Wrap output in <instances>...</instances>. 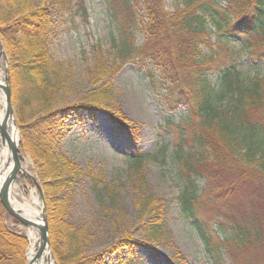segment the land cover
<instances>
[{
  "label": "trees",
  "instance_id": "obj_1",
  "mask_svg": "<svg viewBox=\"0 0 264 264\" xmlns=\"http://www.w3.org/2000/svg\"><path fill=\"white\" fill-rule=\"evenodd\" d=\"M105 1L116 26L112 46L122 63L148 60L160 73L167 109H185L181 124L191 133L180 138L174 152L185 180L178 200L183 217L202 239L206 256L212 264H227L224 254L232 264H264V253L256 250L264 251V0H181L172 12L166 9L165 0H143L145 15L140 18L138 0ZM21 15L1 29L11 57L8 84L20 117L21 148L41 161L48 176L55 174L57 182L46 185L49 192L65 189L76 174L98 181L100 192L116 207L117 195L109 184L73 167L55 150L68 121L83 123L88 117L93 122L100 105L111 99L106 66H97L87 104L59 106L63 65L53 60L49 49L58 31L54 16L45 8L24 10ZM139 25L147 37L137 48ZM213 34L220 41L213 43ZM236 40L238 50L230 48ZM243 58L253 67L252 77L239 69ZM214 72L219 74L216 83L209 77ZM33 108L35 115L30 113ZM111 121L117 133L136 138L132 125ZM136 151L135 172L145 191L138 200V212L145 237L158 245L167 237L165 201L149 192L142 171L145 157ZM198 179L205 183L202 190L196 185ZM57 200L49 196L46 211L58 264H106L112 257L120 264H140L134 256L138 245L130 235L84 256V230L66 225V205ZM9 220L19 223L8 215L0 199V264H26L28 240L7 225ZM173 261L186 264L181 255Z\"/></svg>",
  "mask_w": 264,
  "mask_h": 264
},
{
  "label": "rangeland",
  "instance_id": "obj_2",
  "mask_svg": "<svg viewBox=\"0 0 264 264\" xmlns=\"http://www.w3.org/2000/svg\"><path fill=\"white\" fill-rule=\"evenodd\" d=\"M138 1L137 12L140 18L145 13L143 0ZM179 3L181 0H165L169 12L174 11ZM43 8L52 13L58 30L49 45L53 60L63 65L61 79L64 83L61 92L59 90L57 104H87L89 100L86 95L94 89L92 84L98 65L106 66V76L111 78L109 81L113 92L111 99L100 105V112L93 122L88 117L84 118L83 123L74 119L68 121L57 138L55 150L73 167L89 171L95 179L109 184L117 195V202L116 207H113L107 195L100 192L101 185L98 181L76 174L65 189L60 192L53 189L54 192H49L46 185L57 182L55 174L53 177L48 176L41 161L21 148L20 136L23 171L30 177L21 173L18 175L12 193L15 205H30L43 218L45 214L47 216L46 202L49 196L51 200L58 199L65 203L63 219L66 225L84 230V242L81 243L84 256L99 253L118 239L130 235L138 245L139 250L134 256L141 260L140 264H177L173 261L175 255H181L186 264H212L205 254L202 239L191 222L183 217L178 200L185 187V180L181 167L174 158V152L180 138H188L191 133L181 124L186 118L185 109L172 112L167 109L164 101L166 90L160 73L156 72L148 60L137 59L122 63L112 46V41L116 38V26L105 0H25L21 3L0 0V43L4 51L0 61L1 80L4 82L6 69L9 79L11 64V57L3 44L1 29L19 20L24 10ZM135 35V45L137 48L141 47L147 37L145 28L139 25ZM212 41L216 43L220 41V37L213 34ZM237 41H232L230 48L238 50ZM109 67L116 69V73L109 71ZM239 69L252 77L253 67L246 58L240 59ZM151 72L154 73L153 76ZM209 77L214 83L219 80L217 72L210 73ZM3 101L5 105V95L0 90V111ZM128 102L131 106L127 109ZM12 105L20 133V117L13 101ZM31 112L35 115L34 108ZM111 118L124 121L127 126L132 125L137 131L136 138L133 136L136 141H133L132 136L117 133ZM135 150L145 157L142 171L146 176L149 192L156 199L165 201L167 237L158 245H152L145 237L138 212V200L145 191L135 172ZM196 185L202 190L205 183L198 179ZM7 225L25 235L29 249L28 230L31 228L21 223L15 224L11 220L7 221ZM256 250L264 253L260 248ZM224 259L227 264H232L228 255L224 254ZM55 262L57 263L56 259ZM106 264L120 263L117 257H112Z\"/></svg>",
  "mask_w": 264,
  "mask_h": 264
},
{
  "label": "water",
  "instance_id": "obj_3",
  "mask_svg": "<svg viewBox=\"0 0 264 264\" xmlns=\"http://www.w3.org/2000/svg\"><path fill=\"white\" fill-rule=\"evenodd\" d=\"M7 80H8V71L6 69L4 75V82L0 83V90L3 91L5 95V113H6L5 123L2 125L0 129V134L2 140L7 141L8 143L11 165L8 175L6 176V179L4 180L3 184L0 187V199L8 215L16 219L22 225L37 231V233L39 234L40 247L38 249V253L35 260L36 261L40 260L43 254L46 252L47 258L53 259L55 261V257L50 244L49 224L46 214L43 216L42 222L39 223L33 220L32 218H29L28 216L22 214L21 211L16 210L11 204L10 193L12 192V189L15 186L18 175L20 173L25 174L27 177H30V175H28L27 172L23 171L21 154L19 149L20 133L18 131V127L16 126V123H15V127L17 128L18 136H19L18 143H15L11 140L8 132L7 122L10 119H15V111L12 105L11 91ZM27 264H31V263L27 261Z\"/></svg>",
  "mask_w": 264,
  "mask_h": 264
},
{
  "label": "bare ground",
  "instance_id": "obj_4",
  "mask_svg": "<svg viewBox=\"0 0 264 264\" xmlns=\"http://www.w3.org/2000/svg\"><path fill=\"white\" fill-rule=\"evenodd\" d=\"M2 53H3V48L0 43V61H1V58L3 57ZM1 79H2V72L0 70V83H3V80ZM129 103L130 102H128L126 105L127 109L129 106H131V104L129 105ZM2 105H3V108L0 111V129L2 125L5 123V119H6L5 110H4V106H5L4 101L2 102ZM7 126H8V132H9V136L11 140L15 143H18L19 136H18L17 128L15 127V119L8 120ZM0 140L2 141V146L0 147V187H1L4 180L6 179V176L8 175L11 163H10V152L8 148V143L7 141L2 140L1 134H0ZM13 189H12V192L10 193L11 194V197H10L11 204L13 205V207L16 210L21 211L22 214L28 216L29 218H32L36 222L41 223L42 218L39 217L38 213L30 205H22L21 207H18L17 205H15L13 194H12ZM28 238L30 242V247L27 251V260L29 263L31 264H56V262L53 259L47 258L46 252L43 254L40 260L36 261L35 259L38 253V249L40 247L39 234L37 233V231L33 229H29Z\"/></svg>",
  "mask_w": 264,
  "mask_h": 264
}]
</instances>
